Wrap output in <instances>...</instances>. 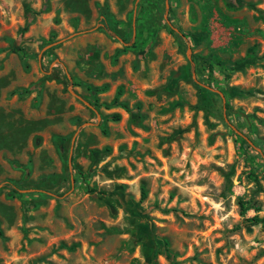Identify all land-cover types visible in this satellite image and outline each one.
<instances>
[{"label": "rangeland", "instance_id": "1", "mask_svg": "<svg viewBox=\"0 0 264 264\" xmlns=\"http://www.w3.org/2000/svg\"><path fill=\"white\" fill-rule=\"evenodd\" d=\"M0 264H264V0H0Z\"/></svg>", "mask_w": 264, "mask_h": 264}, {"label": "trees", "instance_id": "2", "mask_svg": "<svg viewBox=\"0 0 264 264\" xmlns=\"http://www.w3.org/2000/svg\"><path fill=\"white\" fill-rule=\"evenodd\" d=\"M29 11L30 10H28L26 23H25L24 27L21 30V34H23L24 32H26L29 29V26L32 24V22L35 19L34 13H32L31 11L29 12ZM105 19H106V17H105ZM99 27L103 28L104 30H106L107 33H110V31H112L115 34L114 36H116V37L119 36V34L116 33L113 30L112 26L110 25V22H108V19H107V22L105 21L104 24H101ZM183 35L186 36L185 34H183ZM131 40H127V39L124 38L123 41L126 42V45L122 49H120L119 52H124L130 47H136V41L131 42ZM199 58H202L205 62H207L210 67H213L214 63L220 62L219 58L215 54H208L207 56H201V57L199 56ZM88 88L93 90L94 92H98L99 91V88H93L91 86H89ZM111 117H112L113 120H119L121 118V115L119 113H114ZM5 186L10 187L12 189V191H14L16 193L19 192V189L12 182L6 183ZM87 190H88V192H91V193L97 191L96 188H91L89 186H87ZM143 195L144 196L146 195V191L145 190L143 191Z\"/></svg>", "mask_w": 264, "mask_h": 264}, {"label": "crops", "instance_id": "3", "mask_svg": "<svg viewBox=\"0 0 264 264\" xmlns=\"http://www.w3.org/2000/svg\"><path fill=\"white\" fill-rule=\"evenodd\" d=\"M168 4H169V0H168ZM103 19H104V17H102ZM104 20H106V19H104ZM102 21L103 23H101V24H104V22L105 21ZM107 22V21H106ZM100 24V25H101ZM100 25H98V26H96V28H98V29H103V28H100L99 26ZM104 30V29H103ZM105 32H106V30H104ZM107 33V32H106ZM109 36H111V37H113V38H116L117 40H120V41H122L123 42V44H124V46L126 45V42H124L123 41V39L125 38V37H120V35L118 36V37H116V36H114L115 34L112 32V31H110V33H107ZM126 39V38H125ZM132 39V40H131ZM131 39H127V40H131V42H133V41H135V37H132ZM123 46V47H124Z\"/></svg>", "mask_w": 264, "mask_h": 264}]
</instances>
